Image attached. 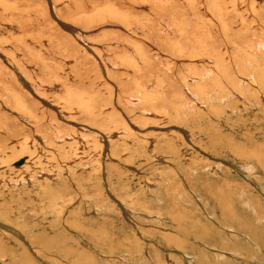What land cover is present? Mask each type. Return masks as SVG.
Returning <instances> with one entry per match:
<instances>
[{
  "label": "rangeland",
  "instance_id": "374dc122",
  "mask_svg": "<svg viewBox=\"0 0 264 264\" xmlns=\"http://www.w3.org/2000/svg\"><path fill=\"white\" fill-rule=\"evenodd\" d=\"M89 1L87 0V2ZM59 2L62 13L60 15L55 14L56 16L59 15L57 18L60 21H63L68 19L66 15L73 12L80 1L60 0ZM230 11L228 16L235 17L234 12H232L234 9ZM157 13L166 16L165 12ZM168 14L170 15L169 11ZM0 16L4 17L3 15ZM41 16H44L43 12H39V17ZM27 17V14L24 13L22 19L26 21ZM77 20L82 21V19ZM231 20L228 22H230L229 27L232 31L239 29L238 24L240 27L242 26L241 22L235 23L238 21L237 19L232 17ZM4 21V18L0 17V24ZM143 21L146 24V30L152 26L155 31L148 38L145 36H141L144 37L142 39L136 37L135 42L153 46L158 53L162 51V55L159 53L161 60L167 62L164 67L157 60L159 66H156L160 68L154 67L152 73V79H154L155 70H159L160 74L162 73L161 75L166 81L160 83L159 86H163L157 85L156 87L155 80H152L153 83H150L151 86L148 87V89L153 88L151 91L153 98L159 97L157 100H153L156 107L159 108L163 103L166 104L165 110L147 104V112H150L151 115L145 111L139 113L138 107L143 103L140 94H138L139 99L136 103L128 101V98L133 94L130 80L127 79L129 68L124 60L126 57L106 55L108 61L115 65L113 72L117 73V76L114 77L115 80L110 78L111 81L109 82L113 85L116 84L113 91H110L103 81L104 74H96L95 67L89 66V64H87L88 67L82 65L86 59L80 58L83 60L82 63L80 60L76 61L77 59H72L73 61L69 64L59 63L64 60L63 56L60 57V52L64 54L69 48L64 49L63 34L60 35L59 30L55 32V22L50 17L34 24L23 22L26 24V29L22 32H34L33 34L40 32L49 38L46 45L47 53L44 52L48 59L46 64L37 60L32 61L20 47L19 51H22V54L25 52L23 55L28 60L25 69L27 68L29 73H25L26 70L21 64L12 61L11 70H5L8 71L5 77H0V112L8 114L7 122L0 118V149L4 150H0V164L3 166L0 181L5 183V187L0 186V223L3 224L0 226V264H201L199 260H201L202 250L208 253L204 257L211 259L210 255H213V250L210 248H218L220 243L225 246L224 250L227 249L231 252V255L229 252L225 256H221L222 259L215 257L214 259L218 264H264V133L260 140L255 138L253 139L255 142L250 144L247 139L252 138L256 133H249L251 131L247 128L249 125L237 130L233 136V133L224 127V116L222 115L210 121L207 118L208 123L196 119L201 115L200 108L191 115L194 121L191 126H187L192 122L191 116L186 115L187 118L174 117L173 112L177 103L175 100L183 91V88L180 89L182 83L179 81L181 70L180 68L176 70L169 65L172 60L170 61L166 57L168 44L157 23L155 22V25L154 21L149 20V17ZM115 23L118 24V22ZM104 26L94 27L91 34L94 37L97 34L99 36L97 39H100V33H102ZM131 29L141 30L135 26ZM61 30L65 33V30L62 28ZM115 32L117 36L112 39L114 42H118V44L121 42L128 43L125 42L124 38L127 39L130 35L129 29H124L125 36H123L122 28ZM6 34V30H0V36L7 37L13 44H21L19 40H11L10 35L6 36ZM107 36L111 38L113 35L109 33ZM218 39L216 35L213 40L220 50V46L224 42L222 39ZM225 40L233 45L231 38ZM90 41L85 39V42ZM4 42L6 43L4 46L8 45L6 41ZM17 46L19 45L14 44L13 48H19ZM8 48L4 49L5 51L0 49V52L5 55L9 51ZM119 48L124 53V49L120 46ZM108 49L107 43L104 42L101 51H108ZM229 50H232L230 46L228 47ZM157 55L155 53V57L151 56V58H156ZM49 58L55 59L50 61ZM111 59L114 61L113 63ZM34 61L40 63L39 66ZM157 61L154 60V64ZM116 62L117 65L119 63V66L116 65ZM76 64L79 67V72L78 69H74ZM62 66H66L65 69ZM50 68L54 70L52 71ZM59 69L61 71H58ZM79 73H82V76ZM20 75L27 84L25 89L19 86L18 77ZM76 81L79 86H77ZM121 81L123 82L121 83ZM247 81L248 79L244 77L242 82L245 87H247ZM67 82L73 90L88 87L87 89L91 91L87 98L88 104L90 103L95 107L93 108V116L88 111L85 113V109L81 108L76 112L72 110L74 113L71 111H69L71 114L61 112L62 116L60 115L64 104L60 100L61 98H56L58 97L56 92L63 95L65 92L63 87ZM127 82L128 84H126ZM169 82L171 86H167ZM207 82L208 79L206 78L204 85L210 84ZM51 84L56 85L57 90ZM189 84L193 85L192 82ZM47 86L51 89H47ZM33 87L42 93L41 98L38 96L39 99H36L33 94L27 92L29 88L32 89ZM48 93L50 96H47ZM27 94L31 98L27 97ZM257 95L260 97V93ZM16 97H20L19 99L26 103V107L28 106L27 111L29 113H25V115L22 112L25 121L15 117L18 113L12 111H19L16 102H13L16 101ZM45 97L47 98L45 99ZM53 97L58 100H52ZM233 100L240 103L241 98L236 97ZM59 101H61L60 104ZM35 102L38 107L33 104ZM173 102L175 105L172 104ZM183 103H186L187 107L185 100ZM44 104L47 105L44 106ZM45 107H49L48 110ZM38 108L39 110H37ZM8 109L12 111V114H15H10L11 111ZM32 109H36V112ZM40 109H42L41 112ZM111 111L119 112L123 118L127 117L126 124L129 123L128 127L131 128V131L134 130V135L128 140L123 139L126 137L124 135L121 136V139L118 138V133H116L118 130L114 132L116 134L108 135L112 133L109 132L111 128L108 129V122L111 123L114 118L109 115ZM55 112L58 113V121L61 120L63 125L53 121L56 116L51 113ZM250 113L252 112L250 111ZM254 113L260 118L263 117L261 122H264V109L261 110L259 107ZM238 114H243V112L240 111ZM112 115L114 116V114ZM45 116L46 119H44ZM231 117L229 120L233 119ZM145 119L148 120V124H144ZM229 120L227 118V121ZM47 123L53 124V127L51 125L47 127ZM258 123L259 126H264V124H260V121H253L252 128L257 127ZM45 126L49 129H46ZM51 127L53 128L52 131ZM90 128L92 129L91 132L103 131L99 135L105 140L99 143V149L94 148L96 135L89 133ZM118 129L123 130L122 127ZM242 130L244 131L242 132ZM83 131H85V135L81 137L82 141L76 142ZM125 140L128 143L126 145L123 144ZM54 141L59 142L57 145L65 144V151L54 150L56 146L52 148V145L49 144ZM69 143L71 144L69 145ZM69 146L76 147L72 152H69ZM27 147L29 152L34 150L35 156L32 155V158L35 159H32L34 164L30 167L31 169L26 170L24 167L22 169L21 166L27 157L31 159ZM256 147L262 150L259 154L260 160L256 157L246 160L239 151L241 148L242 151L244 149L255 150ZM19 161L21 162L16 164ZM6 168L7 170L4 172ZM38 169L44 172L36 173ZM90 172H93L92 175H89ZM18 180L19 184H16ZM44 186L47 191L44 190L43 193H40ZM222 213L227 214L228 219ZM218 215H220L221 220ZM209 216L210 218H208ZM230 225L238 227L237 235L234 234ZM247 225L251 228L245 229L244 227ZM204 227L206 233L213 239L212 241L209 237L203 236L205 241L207 242L209 239L212 243H207L214 244V246L204 244L203 238L198 236L203 233L201 230ZM222 229L227 234L222 232ZM243 232L246 235L247 233L251 234L252 237L247 235L249 239L245 238ZM165 235L170 236V240H166ZM37 237H41L40 241ZM195 237H198V240ZM220 238L223 239L220 240ZM223 240L225 241L223 242Z\"/></svg>",
  "mask_w": 264,
  "mask_h": 264
},
{
  "label": "bare ground",
  "instance_id": "6f19581e",
  "mask_svg": "<svg viewBox=\"0 0 264 264\" xmlns=\"http://www.w3.org/2000/svg\"><path fill=\"white\" fill-rule=\"evenodd\" d=\"M35 1L29 0V1L23 2L21 0H0V7H1V14L0 15L4 16V17H2V16H0V17L4 18V20H5L4 22H2V24H0V30H2V31L6 30L7 31L6 36H8V34H9L11 40H15V41L19 40V42L21 43V44L14 43L15 45H19V46H17L19 48L14 49L15 48V47L13 48L14 44L12 42H10L7 37H4L2 35L0 36V42H1L0 49L4 50L7 47H9L8 48L9 51H7L5 55L2 52H0V77L1 78H4L6 73L8 72L5 70H11V62L12 61L18 62L25 69V66H27V64H28L27 58L23 55L25 52H26V55H28V57L31 58L32 61L37 60L40 63L41 62L44 64L47 63L46 61L48 59V56L46 54L47 53L46 52V45L48 43L49 38L45 37L43 35V33H40V32H36L35 34H33L34 32L24 33V32H22V30L26 29L25 28L26 24H24L23 22H25V23L32 22L34 24L36 22L44 21L48 17H50V19L55 22V24H54V26L56 27L55 32H58V30H59L60 35L63 34L62 35L63 41L65 43V45L63 46L64 49L69 48L67 50V52L64 54L62 52H60V57L63 56V58H64V60L59 62L60 64H63L62 62L69 64L73 61L72 59H74V60L77 59L76 61L80 60V58L86 59V61H84L83 63H82L83 60H80L81 61L80 63H82V65H84V66H87V64H89V66L95 67L96 74H99V75L104 74V77H103L104 83L107 85V87L110 91H113V87L115 88L116 84L113 85L109 81H111L110 78L115 80L114 77L117 76V73L113 72V68H115V65H112L108 61V59L106 58L107 57L106 55H116L118 57H120V56L126 57V59H124V60L127 62V66L129 68V71H128L129 75H127V79L130 80L129 83L131 84V87H132L131 92L133 94V96H130L128 98V101L136 103L137 100L139 99L138 94H140V99L143 103H145V105H143V103H142L138 107L139 113H142L144 111L147 112L148 111L147 110V104H149L152 107H156V103L153 100H157L159 98L157 96H156L157 98H153V96H152L153 94L151 93V91H153V88L148 89V87L151 86L150 83H153L152 80H155L156 87H157V85L159 86L160 83L166 81L164 76L161 75L162 73L161 74L159 73V70L154 71L155 72L154 79H152L153 69H155L156 67H157V69L160 68V67H158L159 62H160V64H163L164 67L166 66V63H167L166 60H163V59H162L163 61L161 60L160 54L161 55L163 54L162 51H160L159 52L160 54H159L157 52V50L155 48H153V46H150V45H147L144 43L141 44V43L135 42V40L137 39L136 37H138V38L140 37V39H142L144 37H141V36H145L148 38L150 35H152L151 33H153L155 31V29L152 26H149V24H148L149 30H146V24L144 23L143 20L147 19V17H149V20L154 21V24L156 22L158 25V28L163 31L164 38L168 44L167 45L168 46V52L166 51L167 52L166 57L170 61L172 60V62L169 65H171L172 68H176V70L178 68H180V70H181V73L179 75V81L182 83V87L180 86V89L183 88V91H181L182 93L179 94L180 95L179 97L176 96L177 98H176L175 102H177L178 104L176 103V107H175L174 112H173L174 117L187 118L188 116L186 117V115H189V117H190L191 115H193L197 112L198 108H200L201 111L200 110L199 111H200L201 115L198 118H196V119L200 120V122H207L208 123V120L210 121L213 118H216L217 116L222 115V116H224V120H223L224 127L226 129L230 130V132L233 133L232 134L233 136L237 133V130H240L241 128H245V126L249 125V127H247L251 130L249 133L254 132L256 134H254L252 138L247 139L248 140L247 142H249L251 144L252 142H255V140H253V139L256 138V139L260 140L262 138V136H263L262 134L264 133L263 132L264 126L263 127L259 126V123H258L257 127L252 128V124H253V121L254 122L260 121V124L261 123L264 124V122H261L263 117L260 118L259 115L254 113L256 109H259V107L261 108V110L264 109L263 108V106H264V0H90L89 2H87V0H85V2H83V0H79L80 2H79V5L76 6V9L73 12L66 15V17L68 19L63 20V21H67V22L60 21L57 18L62 13L61 9L59 8V7H61L59 4L60 0H35ZM232 9H234V11H232V12H234V14H235V17L234 16H232V17L235 20L236 19L238 20L235 23L241 22V24H242L241 27H240V24H238L239 29H237L235 31H232V29L229 27L230 22H228L229 20L232 21L231 20L232 17L228 16V14L231 13L230 10H232ZM241 10H242V12H241ZM168 11L170 12V15L168 14ZM39 12H43L44 16L39 17ZM157 12H161V13L165 12L166 16L165 17L161 16ZM24 13H26L28 16L26 18V21H24L22 19L24 17ZM55 13H57L59 15L56 16ZM138 13H140V14H138ZM75 16H77L76 17L77 19H82V21H78L75 18ZM145 21H147V20H145ZM115 22H118V24H116ZM119 24H121L122 27ZM45 25H46V23H45ZM100 25H105V26L102 28V33H100L101 38L97 39V37H99V36L96 34V36L94 37L91 34V32L93 31L94 27H97ZM59 26L63 30H65V33L61 30V28ZM133 26H135L137 29H141V30L131 29V27H133ZM121 28H122L123 36H125L124 29H129V31H130V35L127 37V39H126V37L124 38L125 42H128V43L121 42L118 44V42H114V40H112V39L116 38V36H117V33L115 31L116 30L118 31ZM109 33H111L113 35L111 38H108V36H107V35H109ZM216 35L218 36L219 39H222L224 42L220 46V50L214 44L213 39ZM227 38H231L233 40V45H230L225 40ZM85 39H87L88 41H90V40L91 41L85 42ZM4 41H6L8 45L4 46V44H6ZM104 42L107 43V45L109 47L108 51H101L102 46L104 45ZM152 42H154V41H152ZM31 44H34V45H31ZM88 44H90V45H88ZM58 45H60V44H58ZM117 45H119L120 47H122L124 49V53L121 51V49ZM145 45H147L148 48H146L147 46H145ZM61 46H62V42H61ZM229 46L231 47L232 50L228 51ZM20 47L22 48V50L25 51V52H23V54H22V51H19ZM154 47H155V45H154ZM9 52L11 54H7ZM44 52H46V53H44ZM155 53H157L158 55L156 58L152 59L151 56H154ZM3 55H4V57H3ZM46 56H47V58H46ZM49 59H50V61H53L55 58L53 60H51V58H49ZM119 59L123 60L122 58H119ZM113 60H112V63L114 62ZM154 60H156V61L159 60V62L157 61V63L154 64V62H153ZM117 62H116V65H117ZM35 63H38V62H35ZM40 63H38V66ZM168 63H169V61H168ZM55 64H57V63H55ZM184 64H186L187 66L185 67ZM12 65H14V64H12ZM74 65H75V63H74ZM156 65H158V66H156ZM15 66H14V68H15ZM38 66H35V67H38ZM42 66H44V65H42ZM117 66H119V63ZM52 67H53V65H52ZM62 67H64V69H65L66 66H62ZM62 67H61V70H62ZM72 67H74V66H72ZM76 67H77V64H76ZM76 67L74 69L77 70L79 67H77V68ZM68 68H69V66H68ZM168 69H169V66H168ZM25 70H26V72L25 71H23V72L29 73V70L27 68ZM61 70L59 69L58 71H61ZM117 70H119V69H117ZM125 71H127V70H125ZM78 72H79V69H78ZM169 72H170V70H169ZM70 74L73 75V73H70ZM23 75L26 76V74H24V73H23ZM29 75H31V74H29ZM54 75H55V73H54ZM148 75H150V78H148ZM53 77H55V76H53ZM65 77H68V76H65ZM244 77H246V79H248L247 87H245L244 83L242 82L244 80ZM18 78H19L18 81L20 82V83L18 82L19 86L22 89H25L27 87L26 86L27 84L24 82L25 80L23 79V77L21 75ZM27 78H28V76H27ZM206 78L208 79L207 83L210 82V84L208 86L204 85V80ZM124 79L126 80V78H124ZM3 80H5V79H3ZM71 80H73V78H71ZM48 81H50V80H48ZM48 81H47V83H48ZM56 81H58V80L56 79ZM68 81H70V80H68ZM10 82H12V81H10ZM122 82L123 81H121V83ZM190 82H192L193 85H190L189 84ZM52 84L54 85L53 81H52ZM119 84H120V82H119ZM126 84H128V82ZM77 86H79V83ZM162 86H159V87H162ZM167 86H171V83L169 82ZM53 87L57 90L56 85ZM118 87H119V85H118ZM164 87H165V85H164ZM48 88L49 87L47 86V89ZM87 88H81L79 90H73V88H71L70 84L67 82L65 84V87H63V90L65 91L64 94L62 93L63 95H61L60 92H56V95L58 96L56 98H58V99L61 98L60 100H62V102L64 104L63 110L60 111V115L62 113H64V114L68 113L69 114L70 113L69 111H71V113H74L73 111L76 112V111L80 110L79 108H81L83 110L85 109V111H84L85 113H86V111H88L93 116V111H94L93 108H95V107H93V105L90 103L88 104L87 98H88V95L91 93V91L88 90ZM49 89H51V88H49ZM26 91H27V89H26ZM34 91H36V92H34ZM53 91L55 92L54 89H53ZM161 91L163 92V90H161ZM27 92H29L30 94H33L36 99H39L38 96H40V98L42 96V93L39 92V90L34 88V87L32 89L29 88V90ZM257 93H260L261 99L257 95ZM7 94H8V92H7ZM48 95L50 96L49 93L47 94V96ZM111 95H113V94H111ZM163 95H164V93H163ZM0 96H1V94H0ZM26 96L31 98V96H28V94ZM236 97L241 98L240 103H238V101H236V100H233ZM19 98L16 97L15 98L16 101H13L14 103L16 102V104H17L16 107L19 111H16V110H12V111H15L18 113L15 117L20 118L22 121H25V119H23V113L24 114L29 113L27 111L28 106L26 107V105H25L26 103H23ZM46 98L47 97H45V99ZM54 98L55 97H53L52 100ZM58 99H56V100L54 99V100L57 101ZM98 99L100 100V97H98ZM165 99H166V96H165ZM183 100H185L187 102V107H186V103H183ZM8 101H9V99H8ZM162 101H164V100H162ZM60 102L61 101H59L58 103L60 104ZM112 102H113V100H112ZM175 102H173L172 104L175 105L174 104ZM165 103H166V100H165ZM181 103H183L182 106H180ZM8 104H10V103H8ZM33 104L35 105L36 102ZM40 104L42 105L43 103H40ZM196 104L199 107H197ZM5 105L7 106V104H5ZM5 105H4V107H5ZM41 105H40V108H41ZM45 105H47V104H44V106ZM54 105H57V104H54ZM36 106L37 105H35V107ZM50 106H52V105H50ZM165 106H166V104L164 105L163 103H162V106L160 105V107L162 108L163 111L165 110ZM170 106H171V104H170ZM52 107L56 108L55 106H52ZM160 107L159 108L156 107V108L161 109ZM42 108H43V106H42ZM48 108L49 107H47L46 109L48 110ZM32 110H34V109H32ZM37 110H39V108ZM41 110L42 109H40V112H41ZM153 110H154V108H153ZM9 111H11V110H9ZM12 111L10 114H12ZM34 111L36 112V109ZM43 111H44V109H43ZM170 111H171V109H170ZM240 111H242L243 114H238ZM250 111L252 113H250ZM57 112L51 113V114H53L57 118V115H58ZM148 113H150V112H147V114ZM14 114H12V115H14ZM112 114H114V116ZM109 115H110V117L112 116L114 118H113V120H111L112 121L111 123L108 122L109 120L107 121L108 122V129L111 128V130L109 129L110 130L109 132L110 133L112 132L111 134H108V135L111 136L113 134L118 133V138L121 139V136L124 135L126 137H124L123 139H126V140H128V138H130L132 135H134V130L131 131V128L128 127L129 123L126 124L127 117L123 118V116H121L119 112H114V111H111V113ZM139 115H141V114H139ZM150 115H151V113H150ZM144 116H146V115H144ZM137 117L139 118L138 115H137ZM230 117L233 119L229 120ZM0 118L4 119L5 122H7L6 120L8 118V114L0 112ZM27 118H28V116H27ZM56 118H54L53 121L56 124L61 123V120L59 122L58 118L57 119ZM72 118H73V115H72ZM207 118H208V120H207ZM227 118L229 121H227ZM38 119H40V118H38ZM44 119H46V116ZM59 119H60V117H59ZM191 119H192V122L187 124V126H191V124L194 123L192 116H191ZM17 120H19V119H17ZM44 121H46V120H44ZM141 121L143 122V120H141ZM144 121H145L144 124H146L148 122L147 119H145ZM185 122H187V121L185 120ZM218 122H221V121H218ZM180 123H182V122H180ZM119 124H121V125H119ZM226 124H227V126H226ZM49 125L52 126L53 124L47 123V127H49ZM57 126H59V125H57ZM52 127L50 128L51 131L53 129ZM63 127L67 128L66 126H63ZM119 127H122L123 130L118 129ZM45 128H46V126H45ZM46 129H49V128H46ZM91 130L92 129L90 128L89 129L90 132L89 131L88 132L89 133H95V135H96V137L94 136L95 137L94 140L96 141V143L94 144V148L99 149V147H100L99 143L101 141L105 140V138H102L101 135H99L100 132H103V131H101L102 127H101V130H96V131H92V132H91ZM115 131H117V132L114 133ZM243 131L244 130H242V132ZM247 131H249V130H247ZM46 133H48V132H46ZM245 133H247V132H245ZM245 133H243V134H245ZM84 135H85V131H83V134L79 135V138H78V140H76V142L82 141L81 137H83ZM31 137H33V136H31ZM106 139H107V137H106ZM126 140L123 143L125 145L128 144V143H126ZM24 142H26V141H24ZM58 143H59L58 141L57 142L54 141V142H51L49 144H50V146L52 145V148H54L56 146L54 148V150L65 151L64 149L66 148L65 147L66 145L62 144V143H61V145H57ZM70 144L71 143H69V145ZM74 147H76V146H71L70 148H68L69 152H72L74 150ZM26 149L28 150V147ZM10 150H12V149H10ZM1 151H4V150L2 149ZM100 151H98V152H100ZM239 151H241L242 154L241 153L240 154L242 155L243 158L245 157L246 160L251 159L252 157H256L258 160H260L259 154L262 152V150L259 147H256L255 150L251 149L249 151L247 149H244V151H242V148H241V149H239ZM28 152H29V150H28ZM30 152L28 155L31 157V159L29 157H27L26 160L24 159L25 162L21 166L22 169L24 167V169L26 168V170H27L30 167H32V164H34L33 160L35 158L33 159L32 155H34L35 152H34V150L33 151L30 150ZM244 152H246V153H244ZM20 162L21 161L17 162L16 164H19ZM246 166L248 167V165H246ZM94 167H93V169H94ZM2 168H3V166H2V164H0V174L3 173ZM6 170H7V168L4 169V172ZM43 172L39 171V169H38L36 173H43ZM93 172H90L89 175H92ZM4 176H5V174H4ZM0 180H1V177H0ZM3 182L0 181V186L5 187V183H3ZM21 182H22V180H21ZM36 183H38V182H36ZM16 184H19V180L17 181ZM44 187L42 188L40 193H43L44 190L47 191V188L46 187L44 188ZM99 189H100V187H99ZM48 192H49V190H48ZM3 196H5V195H3ZM244 197H245V195H244ZM222 214H221V217L224 216L228 219L227 214H223V216H222ZM211 215H213V214L211 213ZM218 216L221 220L220 215H218ZM208 218H210V216ZM2 225L3 224H1L0 226H2ZM4 227H7V226H4ZM230 227H231V229H233L234 234H236V233L238 234V232H237L238 227H235L232 225H230ZM244 228L249 229L251 227L247 225ZM201 231L203 233H200L198 236L203 238L204 244H206L208 246H214V244H208L207 243V242L212 243L213 239L211 238V236L209 234L206 233L205 227ZM222 232L226 233V231L223 229H222ZM186 234H189V233L186 232ZM243 235L247 239H249V237L247 235L252 237L251 234L247 233V235H246L245 232H243ZM203 236L209 237L212 241L207 239V242H206ZM169 237L170 236H168V235L164 236V238L166 240H170ZM40 238L41 237H37V239L39 241H40ZM223 238H225V237H223ZM223 238H220V240ZM195 239L198 240V237H195ZM225 240H223V242ZM257 245H258V243H257ZM78 248H80V247H78ZM224 248H225V246L222 245L221 243L219 244L218 248L217 247L216 248H210L211 250H213L212 251L213 255H210L211 259L208 257H204L208 253L204 252L205 250L204 251L202 250L203 253L200 254L201 260H199V262L201 264H218L214 258L216 257V259H218L219 257H221L223 255L225 256L226 253L230 252L227 249L224 250ZM205 249L207 250L208 248H205ZM196 253H197V251H196ZM229 255H231V252L229 253ZM203 258H204V260L202 261ZM220 259H222V257Z\"/></svg>",
  "mask_w": 264,
  "mask_h": 264
}]
</instances>
